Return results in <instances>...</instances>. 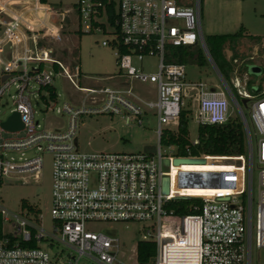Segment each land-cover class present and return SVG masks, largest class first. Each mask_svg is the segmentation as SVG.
<instances>
[{"label": "built area", "instance_id": "built-area-1", "mask_svg": "<svg viewBox=\"0 0 264 264\" xmlns=\"http://www.w3.org/2000/svg\"><path fill=\"white\" fill-rule=\"evenodd\" d=\"M110 1L77 0L76 31L110 34L101 44L115 49L120 76L151 85L145 96L134 93L130 84L79 85V65L53 57L40 41L46 34H59L53 7L40 0H0V100L10 85L16 89L14 107L0 117V189L6 181L37 180L41 154L52 158L51 227L43 226L36 207L22 202L15 212L0 202V264H253V250L264 249V82L249 93L251 77L240 66L256 52L241 61L231 59L232 69L224 77L201 30L200 0H113V22L107 13ZM194 45L201 47L220 85L187 79L189 63L178 62L175 48ZM146 58H155L154 71L139 65ZM29 62L38 65L29 70ZM56 75L85 92L86 100L79 106L64 102L57 111L67 113V126L48 129L34 120L29 85L45 89ZM41 97L48 99V92ZM233 108L244 131L245 153L191 154L198 136L183 146L187 153L179 152L181 146L172 138L180 135L183 112L187 126L191 120L198 126L225 124ZM13 112L23 127L12 131L1 123ZM82 114L118 115L125 124L139 126L153 116L157 147L148 152L82 150L75 142ZM161 144L175 152L163 153ZM32 150L39 154L24 156ZM114 223L138 224L140 239L129 247L112 226H99ZM139 241L154 245L145 262L138 260Z\"/></svg>", "mask_w": 264, "mask_h": 264}, {"label": "rangeland", "instance_id": "rangeland-1", "mask_svg": "<svg viewBox=\"0 0 264 264\" xmlns=\"http://www.w3.org/2000/svg\"><path fill=\"white\" fill-rule=\"evenodd\" d=\"M77 0H47V3L53 7V21L59 27L58 35L46 34L40 41L46 47L50 48L53 57L61 59L68 65H79L80 77L75 78L81 86H97L116 88L119 85L126 86L130 84L134 93L145 96L152 90L148 83H139L135 80L119 75V68L116 63L115 49L110 45H102V40H109L110 34L102 32L78 33L76 31V16L74 12V3ZM201 1V30L207 34H226L235 32L242 24L250 34L256 36L255 39H237L225 45L223 54L228 62L234 57L241 61L256 52L254 59H247L241 63V71L245 72L251 80L247 91L251 94L256 91L263 80H260V74L255 76L250 73V68L259 65L264 71V0H200ZM43 7V6H42ZM64 9H69L64 14ZM60 21V22H58ZM77 53V54H76ZM207 60V59H206ZM48 64V63H47ZM46 64V69H49ZM148 71L156 69L155 58H146L139 63ZM235 68L238 64L232 61ZM38 63H27V69L31 70ZM71 66V68H73ZM187 79H202L210 84L220 85L217 74L213 66L207 60L203 66L189 63L186 68ZM56 99L50 100L42 98L46 94L44 88L35 82L29 85V91L32 92L30 99L34 109V120L41 127L48 129L64 128L68 124V115L64 111L58 112L57 109L63 107L64 102H69L73 106H79L82 100H86L85 92L77 91L70 82L61 75H56L52 83ZM41 88V89H40ZM16 89L14 85L5 91L0 100V117L5 118L14 107ZM240 103L245 99L238 98ZM252 100H249L250 104ZM248 104V106H249ZM245 113H248L243 106ZM46 110V111H45ZM237 115L236 109H231V116ZM156 129V118L147 116L143 118V124L127 125L118 115L108 114H82L78 118L77 132L75 142L80 149L86 151H121V152H148L154 151L158 144ZM12 137L11 133L4 134ZM23 135L19 133L18 136ZM198 136V125L195 120H191L188 125V138L194 140ZM161 150L165 154H173L174 148L168 149L165 144H161ZM39 154L32 150L26 152L24 156H33ZM43 165L37 180L28 179L26 184L21 181L12 180L4 182L0 189V202L12 211H21V203L40 209L43 217V226L50 229L52 219L50 214V190H51V170L52 158L48 153L41 154ZM15 158H19V153H14ZM223 167L222 169H226ZM258 197V167L255 160L253 172V199L254 210ZM100 224L103 229L105 226H112V229L118 235L122 243L129 247L140 239L141 233L139 225L134 223ZM60 247H58L59 249ZM50 252H55L56 247H49ZM253 264H264V249L253 250Z\"/></svg>", "mask_w": 264, "mask_h": 264}, {"label": "trees", "instance_id": "trees-1", "mask_svg": "<svg viewBox=\"0 0 264 264\" xmlns=\"http://www.w3.org/2000/svg\"><path fill=\"white\" fill-rule=\"evenodd\" d=\"M46 2V0H40ZM107 1V0H103ZM115 2L113 0L107 4V13L110 21L115 19ZM81 33L80 31H77ZM243 37H247L251 40L256 36L248 33L244 26H240L235 32L226 34H207L204 36L207 48L215 61L217 67L221 71L224 77L229 76V72L232 69L231 63L224 57L223 50L225 45L233 40H237ZM264 49V46L262 47ZM178 55V62H188L203 66L207 63L204 53L198 45L189 47H177L175 48ZM77 54V53H76ZM75 65V63H74ZM73 65V66H74ZM257 76V75H255ZM260 80H264V71L262 69L260 74ZM48 92V99L54 100L57 95L53 86H45ZM187 119L183 112L180 117L179 131L180 135L172 138L181 146L179 152L181 154L187 153L183 146L189 143L187 137ZM173 137V136H172ZM191 154L205 153L210 155H240L245 153V136L242 128V124L237 117H231L225 124H200L198 126V143L190 147ZM25 203V202H23ZM0 237H2V219L0 216ZM154 245L148 241H139L137 246L138 260L145 262L149 259L151 253H153Z\"/></svg>", "mask_w": 264, "mask_h": 264}, {"label": "water", "instance_id": "water-1", "mask_svg": "<svg viewBox=\"0 0 264 264\" xmlns=\"http://www.w3.org/2000/svg\"><path fill=\"white\" fill-rule=\"evenodd\" d=\"M262 71V68L259 65H254L250 68V73L253 75H259ZM1 125L7 130H18L23 127V123L20 119L18 112H13ZM167 184L165 182V188Z\"/></svg>", "mask_w": 264, "mask_h": 264}, {"label": "crops", "instance_id": "crops-1", "mask_svg": "<svg viewBox=\"0 0 264 264\" xmlns=\"http://www.w3.org/2000/svg\"><path fill=\"white\" fill-rule=\"evenodd\" d=\"M46 2H47V0H46ZM241 25H242V24H241ZM241 25H240V26H241ZM240 26H239V27H240ZM242 26H244V25H242ZM244 27H245V26H244ZM245 29H246V31L248 32V30H247L246 27H245ZM235 31H236V30H235ZM231 33H232V32H231ZM248 33H249V32H248ZM215 34H216V33H215ZM252 35H253V34H252ZM243 38L246 39V37H243ZM243 38H242V39H243Z\"/></svg>", "mask_w": 264, "mask_h": 264}]
</instances>
